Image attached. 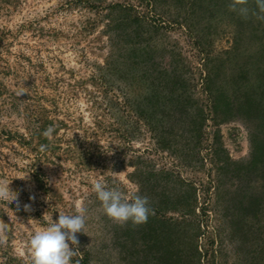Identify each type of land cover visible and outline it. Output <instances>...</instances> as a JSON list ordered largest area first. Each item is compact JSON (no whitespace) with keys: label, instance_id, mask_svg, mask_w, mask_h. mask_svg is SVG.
Segmentation results:
<instances>
[{"label":"rangeland","instance_id":"rangeland-1","mask_svg":"<svg viewBox=\"0 0 264 264\" xmlns=\"http://www.w3.org/2000/svg\"><path fill=\"white\" fill-rule=\"evenodd\" d=\"M252 129L264 149L257 0H0V186L19 200L0 202V264H33L34 232L81 208L73 264H264ZM96 179L146 196L148 220L107 217Z\"/></svg>","mask_w":264,"mask_h":264},{"label":"clouds","instance_id":"clouds-1","mask_svg":"<svg viewBox=\"0 0 264 264\" xmlns=\"http://www.w3.org/2000/svg\"><path fill=\"white\" fill-rule=\"evenodd\" d=\"M258 6L264 10V0H257ZM244 11V10H242ZM22 98V93H17ZM51 129L45 133L48 135ZM92 191L95 193L104 214L118 224L131 222L143 224L151 214L149 200L146 196L133 195L130 199L122 191L108 187L101 179L92 181ZM0 202L16 206L19 211L18 194H13L7 185L0 186ZM30 205H24L25 211ZM86 217L83 208L75 214H59L56 220L51 219L43 230L36 231L29 240L33 264H73V257L78 248L77 233L84 232ZM7 232V228L0 229ZM71 244V247H70Z\"/></svg>","mask_w":264,"mask_h":264},{"label":"trees","instance_id":"trees-1","mask_svg":"<svg viewBox=\"0 0 264 264\" xmlns=\"http://www.w3.org/2000/svg\"><path fill=\"white\" fill-rule=\"evenodd\" d=\"M148 1L150 2V4L152 6H156L158 4V2H166V0H148ZM119 7L120 8H124L123 6H119ZM134 20L136 22H139V23L142 22V21L145 23V21H146L145 18H142V17H140L137 14H135V19ZM175 23H177V22H175ZM112 55H113V49L110 52V58H111ZM167 79L172 80L173 79V74H170L169 76H167ZM215 103H216V101L214 100L212 102V110L216 109V104ZM250 117H253V116H250ZM249 121H251V120H249ZM248 127H250V126H248ZM250 133H251V145H252V154H253L252 156L254 157L255 154H257L259 152L264 153V149L260 148V146L257 143L255 144L256 138H257V141H258V138H259L257 130H253L252 129V130H250ZM226 162H227L226 166H228L231 161L228 160ZM223 165H225V163ZM131 166L135 169V171L133 173L129 174V178H135L137 176V173H138V168H137L136 165H131ZM222 169H223V167H222Z\"/></svg>","mask_w":264,"mask_h":264}]
</instances>
